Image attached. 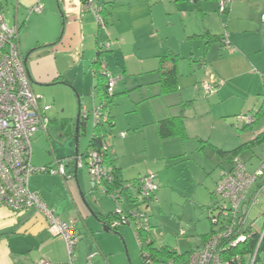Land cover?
Returning <instances> with one entry per match:
<instances>
[{"label": "crops", "instance_id": "1", "mask_svg": "<svg viewBox=\"0 0 264 264\" xmlns=\"http://www.w3.org/2000/svg\"><path fill=\"white\" fill-rule=\"evenodd\" d=\"M4 1L0 0V13L9 27L18 29L22 55L24 59L29 55L26 66L33 90L42 96V104L48 95L53 98L49 104L55 106V120L50 118L48 133L39 132L32 141V164L36 167L72 158L76 150L82 153L80 137L75 149L64 152L63 146L70 135L75 137L72 108L75 106L79 114L82 109L91 111L100 102L95 91L94 62L101 44H110L101 58L108 63L113 76L120 78L108 112L113 127L107 142L125 184L133 185L142 177L155 173L150 169L138 170L140 165L125 161V151L135 144L134 134H126L123 130H138L146 126L145 122H150L156 126L159 139L165 141L161 142L165 143L164 147L180 150L184 146L182 141L188 139L210 142L212 135L209 134L210 140H205L203 130L197 127L198 118L207 128L204 121L218 106L231 105L223 111L233 117L258 113L264 106V26L261 19L264 0H233L224 15L219 14L218 0H95L106 29L98 25L82 0H10L14 21L9 25ZM39 4L49 8L52 14L33 13ZM225 35L227 41L222 43L220 38ZM168 54L179 56L180 79L177 92L162 94L160 61ZM208 74L221 83L211 96L205 95L201 87L204 80L201 78ZM185 104L187 106L182 109ZM123 108H126L124 113ZM139 108H146V121L136 118L134 113ZM182 113L188 138L161 139L158 123ZM262 120L264 117L255 126L242 128L243 124L237 120L236 126L241 132L238 143L232 147H215L231 152L250 143L253 135L258 137L264 133ZM58 131L61 132L59 137ZM50 133L56 138L55 144ZM40 137H43L42 142ZM244 137L249 141H243ZM45 143L51 147L46 153L40 148ZM251 149L244 148L240 156ZM230 168L231 163L221 175ZM156 181L159 184L158 177ZM29 188L39 193L60 219L73 224L77 239L74 263L70 260L66 241L49 232L42 214L34 209L17 214L0 206V264H40L42 260L50 264H128L121 258L124 253L117 243L120 239L131 240L130 232L124 231V227L117 234L110 232L100 221L98 215L108 216L116 203L97 189L86 168L79 169L71 182L58 175H32ZM132 195L136 197L137 192L133 191ZM123 208L127 213L130 211L126 204ZM105 228L109 233L104 232ZM203 242L196 248H201ZM261 252L256 264H264V252Z\"/></svg>", "mask_w": 264, "mask_h": 264}, {"label": "built area", "instance_id": "2", "mask_svg": "<svg viewBox=\"0 0 264 264\" xmlns=\"http://www.w3.org/2000/svg\"><path fill=\"white\" fill-rule=\"evenodd\" d=\"M85 9L96 17L101 28L106 29V23L101 15V9L95 6V0H82ZM197 1V0H192ZM233 0H218V11L224 15ZM43 6L37 5L33 11L42 12ZM264 26V14L262 15ZM227 41V40H226ZM110 44L105 43L99 52L108 51ZM101 74L107 79L108 95L114 96L116 85L120 78L113 76L108 63L101 61ZM264 82V73L262 75ZM220 82L205 81L201 87L207 96H211L220 86ZM42 96L33 90L32 79L27 69L19 43V32L16 27H9L0 13V206L20 214L28 210H36L42 214L48 225L49 232L61 236L67 243L71 262L75 260V237L72 223L60 219L50 209L39 193L29 188V179L35 174L58 175L64 180L74 181L75 171L87 168L89 176L104 194V181L110 179L111 167L104 163L99 152L91 154L89 164L79 154L72 158L56 160L51 166L36 167L32 164V141L39 132L48 133L50 119L47 111L50 106L42 105ZM106 102H100L92 111L81 110V119L94 123V127L109 122L106 112ZM238 121L249 125L258 121V113H246L238 116ZM126 134H122L125 137ZM106 150L107 148H103ZM245 163L240 158L233 160V167L226 171L217 184L215 196L216 207L212 211L211 223L214 233L203 243L200 250L189 257V264H256L257 255L264 239V227L259 233L260 239L253 251H248L246 244L254 235V223L251 214L258 203L259 193L256 192V177L247 173ZM264 168V167H263ZM247 173V174H246ZM263 172L257 174L261 176ZM156 174L142 177L136 185L125 184L123 189L136 191L139 208L128 212L131 217L122 221L114 220L107 225L111 232H117L124 225L133 224L138 230L150 227L151 219L146 212L147 207L159 201V184ZM122 189V190H123ZM254 190V191H253ZM120 190L109 195L115 203L117 213L122 214V199ZM256 192V193H255ZM221 198V201L219 200ZM138 233H135L137 236ZM184 235V232H182ZM145 264H180L176 260H158L146 255ZM40 264H50L42 260ZM91 264V263H90Z\"/></svg>", "mask_w": 264, "mask_h": 264}, {"label": "rangeland", "instance_id": "3", "mask_svg": "<svg viewBox=\"0 0 264 264\" xmlns=\"http://www.w3.org/2000/svg\"><path fill=\"white\" fill-rule=\"evenodd\" d=\"M4 3L6 20L9 25H12L14 21V7L11 5L10 0L8 3L5 0ZM42 6V12H44V14H52L49 8L44 7V5ZM52 6L53 5H51V8ZM42 12L38 13L33 11L35 14H42ZM225 31L228 32L227 27ZM211 75L212 74H208L207 77L201 78L204 79L202 82L211 80L212 82H216ZM219 87L220 86H218L217 89ZM68 93L70 96V92ZM73 96L76 97V92H74V90ZM52 101L53 98H49L47 95L42 105L52 106L49 104ZM53 104H55V102ZM185 106L187 105L185 104ZM226 106L231 105L226 104L225 106H218V109L214 110L213 115L210 114L207 116L206 121H204L208 125L207 128H205V124L202 123L203 121H200L201 119L198 118L199 122L197 123V127L203 130V135H206V137L203 138L205 140H210L209 137L212 135V139L208 142L214 146L232 147L236 142L238 143L237 140L241 137V135H239L241 132L236 126L238 117L227 116L225 113L226 111H223ZM74 107L71 112L76 122L78 109L75 112ZM114 107L115 106H113V108ZM52 108L53 109L47 111V115L49 118L55 120V106H52ZM181 108L183 109L184 107ZM134 109H136V107ZM125 111L126 108H123V113ZM136 111L137 112L134 113L136 118H139L142 122L146 121V119H144L146 108H139ZM262 122L261 126L262 129H264V120H262ZM146 123L147 122L144 124L146 126H141L138 130H123L126 134H134L135 144L131 150L125 151L123 156L125 161L130 165H140L138 170L142 168L145 170L150 169L151 172L155 173L158 177L160 184V191L158 193L159 202L152 203L147 209V213L151 218V235L155 242V248L161 249L163 246H168L177 249L182 254H186L191 251V249L200 246L201 242H203V236L209 235L213 229L211 221L209 220L208 208L218 202L213 194L222 176V170L226 169L230 163L227 159L222 158L218 154H211L209 151L201 150L198 139H188L186 142L182 141L184 142V146L180 150H176L173 146L172 148L164 147L165 145L163 146L162 144L165 143L161 142L165 141H161L157 136L156 126L150 124V122L148 124ZM256 123L257 121L249 125L243 124L241 128L243 126H255ZM52 125H54V122ZM214 126L215 128H213ZM93 131L94 123L90 119L87 122L86 129H81L80 131V149L82 153L85 152L93 135ZM56 133L59 137L61 132L58 131ZM50 135L54 142L56 138H54L52 133H50ZM253 136L250 138L251 142L249 144V148L252 149L244 151L242 156L239 155L238 158L247 165L244 164L247 173H251L257 178L255 188L256 192L260 195V203L254 208L250 219L251 222L254 223V230L261 233L264 227V133L260 135L263 137L262 139H260L259 136H254L255 138L253 140ZM42 138L43 137H40V140ZM244 139L243 141H249L247 137H244ZM203 145H206V143ZM40 148L45 153L51 151V147L48 143L41 144ZM63 148L64 152L75 149L74 134L70 135L69 139L64 142ZM260 172H263V174L257 176ZM219 200L221 201L220 197ZM123 227L124 231L128 230L130 232L131 240L125 241L120 239L121 242L117 243V247L121 248L124 253V256L121 258L128 264H144L141 248L135 235L134 225H124ZM182 232H184L185 235H182ZM263 252H261V254ZM118 258L117 256L116 259ZM186 258L183 264H189V258Z\"/></svg>", "mask_w": 264, "mask_h": 264}, {"label": "trees", "instance_id": "4", "mask_svg": "<svg viewBox=\"0 0 264 264\" xmlns=\"http://www.w3.org/2000/svg\"><path fill=\"white\" fill-rule=\"evenodd\" d=\"M212 39H215V38L212 37ZM225 40H226V35L224 37L222 36L220 38V41L222 43H224ZM103 45L104 44H101L98 46V50H97L98 54L96 56L97 59L94 62V68H95L94 71H95V75L97 78L95 91H96L97 96L100 99V102H106L107 103L106 112L108 113L109 108L113 102L114 96L109 97L107 79L101 74V71H100L101 61H102L101 55L106 52V51L99 52ZM178 61H179V56H175L172 54H168V55L161 58L160 72L162 75V79H161L162 94H169V93H174V92L178 91V81L180 79V75H179V71H178V65H177ZM168 63H171V64L168 65ZM183 107L185 108L186 106L184 105ZM108 115H109V113H108ZM263 117H264V106L258 112V120L262 119ZM86 124H87V120H82L80 130L85 129ZM112 127H113V124L110 121V115H109V122L107 125L99 124V125L94 127L93 135L89 141V146H88L87 150L84 153H80V154L84 157L86 164H89L90 163L89 159H90L91 154L94 152L100 153L101 158L104 159L105 165L108 167H111V169H112L111 174H110V179H106L104 181V189L108 193L107 196L109 197V195L111 193H113L114 191L120 190L121 193L120 192L119 193L121 194L122 199H124L123 200L124 204H126V206L129 210H135V209L139 208L138 201L136 200V197H134L132 195L131 192H129L128 190H125V188L123 189L125 182H123V180H122L120 167H118L117 162L112 155L111 147H110L109 143L107 142V138L112 134ZM158 131H159V136L161 139L180 137L181 139L186 140L188 137L186 134L184 114L182 113L179 116L170 117L168 119L160 121L158 123ZM259 138L262 139L263 137L259 136ZM199 143H200V149L201 150L209 151L211 154H218L222 158L227 159L229 161V163H231V168L233 167V160L235 158H237L240 155L241 151L244 148L248 147L250 144V143L245 144V145L241 146L240 148L233 150L231 152H225V151L215 147L214 145L210 144L208 141L199 140ZM204 143H206V145H203ZM105 147L107 148L106 150L103 149ZM137 182H134V185H136ZM159 191H160V189H159ZM159 191H158V193H159ZM213 196L216 199L215 192H214ZM259 203H260V195L258 197V203L256 204V206L259 205ZM215 204L216 203H214L213 206L208 208L209 220H211V218H212L211 215H212V211L216 207ZM256 206H254V208ZM98 216H99L100 221L104 222L105 225H108L110 222H112L114 220L122 221L123 218L131 217V215H129L124 208H123L122 214L117 213L116 207H115L114 211L112 213H110L108 216H103V215H98ZM212 227H213V225H212ZM134 229H135V233H138V230L135 227H134ZM151 231H152V224L150 223L149 228L143 227V229L139 230V233L136 236L137 241L139 243V246L141 248V253H142L144 264L147 260L146 255H148V254L151 257L158 259V260L173 259V260H176L177 262H179L180 264H183L186 261L185 260L186 257L189 258L192 253L201 249V248H199V249L195 248L196 250L191 249V251L187 252L186 254H182L177 249L170 248L168 246H163L161 249H156L154 246L155 242L152 238ZM214 231H215V228L213 227V229L209 235L203 236L204 237L203 241L205 242L209 238V236H211L214 233ZM253 231H255L254 227H253ZM113 233H116V232H113ZM117 233H119V231H117ZM255 234L256 235H254L251 239H249V241L247 242V244L245 246L246 248H248V251L249 250L253 251L259 242L260 235L258 232ZM263 249H264V239H263V242L260 246L259 253L257 255V260H258L260 252ZM256 263H257V261H256Z\"/></svg>", "mask_w": 264, "mask_h": 264}, {"label": "water", "instance_id": "5", "mask_svg": "<svg viewBox=\"0 0 264 264\" xmlns=\"http://www.w3.org/2000/svg\"><path fill=\"white\" fill-rule=\"evenodd\" d=\"M28 57H29V55H27V57L25 58V62L27 63V61H28ZM94 97V96H93ZM97 106V105H96ZM95 107V106H94ZM94 107H93V109H94ZM92 109V110H93ZM91 110V111H92ZM81 110H80V112H79V114H78V116H77V118H76V122H75V126H76V130H75V144H76V146H78V142H79V135H80V126H81ZM88 122V121H87ZM80 153H78V150H76V155L75 156H77V155H79ZM77 170L75 171V177H77ZM104 232H106V233H109V231L105 228L104 229ZM117 234V233H116Z\"/></svg>", "mask_w": 264, "mask_h": 264}, {"label": "flooded vegetation", "instance_id": "6", "mask_svg": "<svg viewBox=\"0 0 264 264\" xmlns=\"http://www.w3.org/2000/svg\"><path fill=\"white\" fill-rule=\"evenodd\" d=\"M97 54H98V51H97ZM97 59V57L95 58V60ZM81 121H82V119H81Z\"/></svg>", "mask_w": 264, "mask_h": 264}, {"label": "clouds", "instance_id": "7", "mask_svg": "<svg viewBox=\"0 0 264 264\" xmlns=\"http://www.w3.org/2000/svg\"><path fill=\"white\" fill-rule=\"evenodd\" d=\"M50 119V118H49ZM107 226V225H106ZM108 229V228H107ZM109 230V229H108ZM111 232V231H110Z\"/></svg>", "mask_w": 264, "mask_h": 264}]
</instances>
